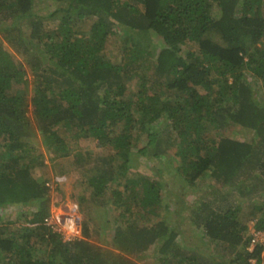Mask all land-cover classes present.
<instances>
[{
	"label": "trees",
	"instance_id": "obj_1",
	"mask_svg": "<svg viewBox=\"0 0 264 264\" xmlns=\"http://www.w3.org/2000/svg\"><path fill=\"white\" fill-rule=\"evenodd\" d=\"M37 1L0 0V208L30 207L26 224L0 215V264H261L264 241L249 246L264 230V0ZM83 138L102 148L75 151ZM168 151L201 189L175 218L162 179L127 174ZM66 164L85 214L74 240L45 220ZM103 216L111 246L91 239L87 220Z\"/></svg>",
	"mask_w": 264,
	"mask_h": 264
},
{
	"label": "rangeland",
	"instance_id": "obj_2",
	"mask_svg": "<svg viewBox=\"0 0 264 264\" xmlns=\"http://www.w3.org/2000/svg\"><path fill=\"white\" fill-rule=\"evenodd\" d=\"M55 0H38L37 1V9L43 13H50L56 6ZM113 52V51H112ZM110 51V53H112ZM67 132H63V135ZM113 135L110 136L107 140V143H112ZM234 135L237 138L248 139L251 140L253 138V130L250 128L245 127H238L236 131H234ZM147 142L146 136H143L140 141L139 145H143ZM35 144L41 147V150L44 152V158L46 161L56 166L60 165V160L52 161L49 158L50 151L47 147L42 143V141H35ZM77 147L74 149L75 151L78 149H91L96 150L99 152L102 148V142L95 138H83L77 142ZM171 152H166L161 154L160 156H146L144 154H139V156H135V161L129 168L127 174L129 176H136V175H150L152 177H159L163 180L165 185V196L164 200L171 202L173 205L167 211L168 214L174 215L173 209L175 205H184L185 207H189L193 204H196L197 201L200 200V192L201 189H197L194 191L195 187L186 185L183 180L179 177L178 173L173 169L176 165V160L173 159ZM175 160V161H174ZM174 165V166H173ZM71 170L69 174L60 175L57 181H52L51 184L53 188L51 193L53 195V205L55 206H64L69 201L75 200L77 202L76 197L74 196L76 189L74 188V182L76 180V174L79 173V168H76L74 165L66 164L64 168ZM41 168L39 170L35 169L36 174H41ZM52 175V173H51ZM55 186H59L60 189H56ZM30 210L29 205H9L6 208H0V215L2 217L1 222L4 226L12 225L15 222H22L26 224L27 221H24L28 218V212ZM52 210V208H51ZM78 216L80 217L81 226L83 228L85 214L82 213L79 208L76 210ZM177 215H174V218ZM88 218V217H87ZM105 217L96 218V219H89L87 223L91 230V239L97 242L98 244H102L104 246H111V234L113 232L112 222H108L104 220ZM182 228L185 232V235L188 242L193 243L198 247H204V243L201 240V234L194 226V224L187 218H185L182 222ZM254 230V229H253ZM264 249V248H263ZM152 249L148 250L147 255H151ZM41 253H44L41 251ZM145 257V254L143 255ZM145 259H147L145 257ZM140 264H146L143 259H138Z\"/></svg>",
	"mask_w": 264,
	"mask_h": 264
},
{
	"label": "built area",
	"instance_id": "obj_3",
	"mask_svg": "<svg viewBox=\"0 0 264 264\" xmlns=\"http://www.w3.org/2000/svg\"><path fill=\"white\" fill-rule=\"evenodd\" d=\"M78 204L75 200L69 201L64 206L52 205V210L49 216L46 217V222L51 225L52 229L59 231L65 240H74L82 235V226L80 217L76 210ZM254 237L250 244L252 248L257 241H264V230H253ZM264 264V249L262 251Z\"/></svg>",
	"mask_w": 264,
	"mask_h": 264
}]
</instances>
